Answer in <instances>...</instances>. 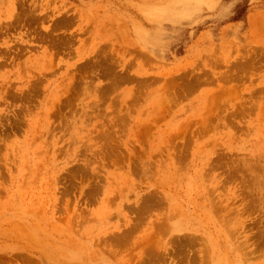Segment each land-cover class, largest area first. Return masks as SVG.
<instances>
[{
    "label": "rangeland",
    "instance_id": "1",
    "mask_svg": "<svg viewBox=\"0 0 264 264\" xmlns=\"http://www.w3.org/2000/svg\"><path fill=\"white\" fill-rule=\"evenodd\" d=\"M0 264H264V0H0Z\"/></svg>",
    "mask_w": 264,
    "mask_h": 264
},
{
    "label": "trees",
    "instance_id": "2",
    "mask_svg": "<svg viewBox=\"0 0 264 264\" xmlns=\"http://www.w3.org/2000/svg\"><path fill=\"white\" fill-rule=\"evenodd\" d=\"M245 3V2H243ZM236 8L238 9L239 8V11L233 16V19L236 20L240 15H239V12L243 11L244 10V5L242 4L240 7L236 6Z\"/></svg>",
    "mask_w": 264,
    "mask_h": 264
}]
</instances>
